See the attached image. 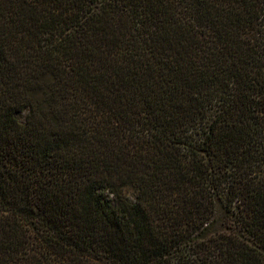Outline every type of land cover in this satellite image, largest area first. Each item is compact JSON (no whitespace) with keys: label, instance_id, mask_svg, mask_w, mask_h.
<instances>
[{"label":"trees","instance_id":"16d2710c","mask_svg":"<svg viewBox=\"0 0 264 264\" xmlns=\"http://www.w3.org/2000/svg\"><path fill=\"white\" fill-rule=\"evenodd\" d=\"M0 264H264V0H0Z\"/></svg>","mask_w":264,"mask_h":264},{"label":"rangeland","instance_id":"374dc122","mask_svg":"<svg viewBox=\"0 0 264 264\" xmlns=\"http://www.w3.org/2000/svg\"><path fill=\"white\" fill-rule=\"evenodd\" d=\"M23 116H24V113L19 114V115H18V119H19L20 121H22V120H23Z\"/></svg>","mask_w":264,"mask_h":264}]
</instances>
